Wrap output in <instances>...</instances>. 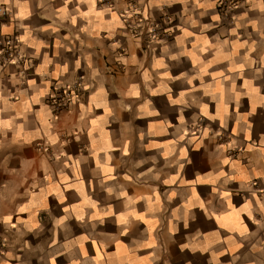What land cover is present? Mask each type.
Returning a JSON list of instances; mask_svg holds the SVG:
<instances>
[{"label":"crops","instance_id":"crops-1","mask_svg":"<svg viewBox=\"0 0 264 264\" xmlns=\"http://www.w3.org/2000/svg\"><path fill=\"white\" fill-rule=\"evenodd\" d=\"M0 264H264V0H0Z\"/></svg>","mask_w":264,"mask_h":264},{"label":"built area","instance_id":"built-area-1","mask_svg":"<svg viewBox=\"0 0 264 264\" xmlns=\"http://www.w3.org/2000/svg\"><path fill=\"white\" fill-rule=\"evenodd\" d=\"M105 3L110 5L109 1H106ZM133 16L135 17L130 22L132 35L133 37H144L145 46L146 48H149L152 42L156 41L159 37V25L151 21L148 17H145L142 14L140 15L139 12L135 11ZM86 90L87 87L82 82V79L79 78L62 87H57L54 93L50 94L49 99L56 109L62 110L75 103L83 96Z\"/></svg>","mask_w":264,"mask_h":264}]
</instances>
